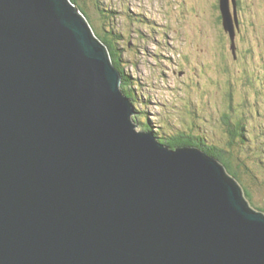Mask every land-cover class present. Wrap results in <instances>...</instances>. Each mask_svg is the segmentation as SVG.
Instances as JSON below:
<instances>
[{
    "label": "water",
    "instance_id": "water-1",
    "mask_svg": "<svg viewBox=\"0 0 264 264\" xmlns=\"http://www.w3.org/2000/svg\"><path fill=\"white\" fill-rule=\"evenodd\" d=\"M219 9L235 55L236 0ZM119 80L70 0H0V264H264V213L215 158L137 130Z\"/></svg>",
    "mask_w": 264,
    "mask_h": 264
},
{
    "label": "rangeland",
    "instance_id": "rangeland-1",
    "mask_svg": "<svg viewBox=\"0 0 264 264\" xmlns=\"http://www.w3.org/2000/svg\"><path fill=\"white\" fill-rule=\"evenodd\" d=\"M239 1L234 57L219 0H77L97 28L96 5L111 12L103 23L120 35L118 51L135 85L134 105L151 125L170 121L171 127L188 130L195 123L212 144L220 145L227 142L222 115L230 105L234 119L242 117L247 127L255 125V136L264 135V0ZM255 105L258 114L244 110ZM195 108L198 113L192 112ZM251 168L264 179L261 167ZM253 201L264 206V194L253 195Z\"/></svg>",
    "mask_w": 264,
    "mask_h": 264
},
{
    "label": "trees",
    "instance_id": "trees-1",
    "mask_svg": "<svg viewBox=\"0 0 264 264\" xmlns=\"http://www.w3.org/2000/svg\"><path fill=\"white\" fill-rule=\"evenodd\" d=\"M70 1L73 2V4L79 6L80 10L83 11L84 16L88 20L89 18L87 17L85 9L79 5L77 0ZM236 3L239 7L240 1L236 0ZM96 10L100 15V26L97 28L90 20H88V22L90 21L89 23L93 26V31L97 38L109 50L111 61L121 74V90L134 105V102H136L137 99L133 89L135 85L133 84L131 75L125 71L121 52L118 51V38L120 35L114 33L111 26H109L110 28L105 27V24L103 23V21L106 19L105 13L111 14V12L108 9L105 10L101 7L97 8V5ZM249 81L250 83H255L253 79H248V82ZM252 86V88L257 93H259V89H257L256 84ZM260 93L264 94L262 91ZM228 102L232 103L231 95L230 98H228ZM243 103L246 104V102ZM238 104L240 105V103ZM229 110L230 111L227 112L224 111L222 115V129H224L223 131L226 135L227 142L221 145L215 143L212 144V140H209L208 136L205 134L206 132L200 131L195 123H193L192 127H190L188 130L183 129L181 126L171 127L170 121H167L166 123L163 122L158 127H153L149 121L148 115L144 113L141 108H138L135 105V115H133L132 121L135 123V126L141 125L139 127L141 130L151 131L157 137L160 143L168 147L200 148L204 153L218 160L224 167L227 174L241 186L244 196L251 207L264 213V206L257 205L253 201V195L264 194V179L260 180V178L257 176V171H253V168H251L253 164H255V166L259 168L261 167V170L264 172V135L262 134L260 137L255 136V125L252 127H247L246 124L241 120L242 117H236L235 119L233 118L234 116L232 113L234 108L231 105L229 106ZM244 110H248L252 116L259 113L258 105H255L253 110L245 108ZM198 111L199 110L195 108L192 112L198 113ZM241 112L243 113V108L241 109ZM251 147H253V151H250ZM245 177H247V180ZM253 186H255L254 189Z\"/></svg>",
    "mask_w": 264,
    "mask_h": 264
},
{
    "label": "bare ground",
    "instance_id": "bare-ground-1",
    "mask_svg": "<svg viewBox=\"0 0 264 264\" xmlns=\"http://www.w3.org/2000/svg\"><path fill=\"white\" fill-rule=\"evenodd\" d=\"M231 11H232V10H231ZM238 32H239V31L237 30V31H236V34H237ZM236 34H235V36H236ZM234 41H235V38H234ZM229 42H230V38H229ZM229 48H230V51H231L232 55L235 57V55L233 54V52H232V50H231V42H230ZM235 50H236V45H235ZM109 62H110L113 66H115V65L113 64V62L111 61L110 54H109ZM116 69H117V68H116ZM119 74H120V72H119ZM119 84L121 85V74H120Z\"/></svg>",
    "mask_w": 264,
    "mask_h": 264
},
{
    "label": "clouds",
    "instance_id": "clouds-1",
    "mask_svg": "<svg viewBox=\"0 0 264 264\" xmlns=\"http://www.w3.org/2000/svg\"><path fill=\"white\" fill-rule=\"evenodd\" d=\"M231 6H232V4H231ZM232 10H233V8H232ZM238 24H239V20H238ZM239 29V28H238ZM172 148V147H171ZM200 149V148H199ZM201 150V149H200Z\"/></svg>",
    "mask_w": 264,
    "mask_h": 264
}]
</instances>
